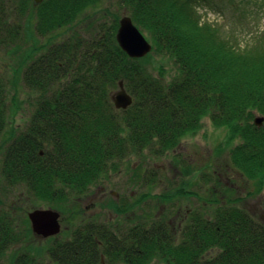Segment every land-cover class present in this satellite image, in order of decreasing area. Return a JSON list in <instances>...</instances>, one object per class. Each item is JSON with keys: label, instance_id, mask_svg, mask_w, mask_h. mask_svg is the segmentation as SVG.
Returning <instances> with one entry per match:
<instances>
[{"label": "trees", "instance_id": "16d2710c", "mask_svg": "<svg viewBox=\"0 0 264 264\" xmlns=\"http://www.w3.org/2000/svg\"><path fill=\"white\" fill-rule=\"evenodd\" d=\"M99 1L20 4L23 9L32 6L41 38L76 25L63 39L35 46L22 71L23 85L34 93L33 110L0 159V256L23 238L5 206L8 197L48 206L75 200L110 170H118L125 157L145 150L165 154L196 132L205 116L238 140L230 149L229 166L264 182V122L260 127L253 123L256 116L264 117V30L248 46L235 47L217 24L202 20L199 7L215 0H116L118 8L146 32L151 52L172 59L177 70L166 80L144 65L151 52L130 58L119 48L118 14H106L105 9L99 21L79 20L83 9ZM218 1L234 7L233 0ZM2 4L0 0V44L8 45L18 28L7 24ZM120 80L133 98L126 109L114 108L110 100ZM7 103L0 87V133ZM18 188L26 194H17ZM15 260V264H264V224L233 205L217 206L210 218L196 212L186 231L179 233L160 221L123 233L89 222L76 228L71 239L49 247L46 260L28 253Z\"/></svg>", "mask_w": 264, "mask_h": 264}, {"label": "rangeland", "instance_id": "374dc122", "mask_svg": "<svg viewBox=\"0 0 264 264\" xmlns=\"http://www.w3.org/2000/svg\"><path fill=\"white\" fill-rule=\"evenodd\" d=\"M2 1L8 15L7 24L10 28L17 26L18 34L10 44H0V87L8 98L5 125L0 133V159L10 139L25 128L33 110L34 93L22 82V71L34 56L33 48L63 39L76 25L72 23L41 38L35 31L36 20L30 11L31 5L23 9L20 6L23 0ZM218 2L204 4L198 10L202 20L219 26L229 43L243 48L263 32L264 0H233V8L224 1ZM105 9L106 14L119 15L122 11L116 0H100L95 7L83 9L79 20L85 17L89 21H99ZM142 33L148 37L146 32ZM143 63L154 75L158 76L160 72L166 80L177 70L169 56L153 52ZM235 143L238 140L231 139L225 128L216 126L205 116L196 132L181 138L165 154L155 156L145 150L125 157L118 170L103 175L87 193H81L79 199L50 205L61 216L62 230L56 237L35 239L27 229H30L27 211L43 207L45 203L23 197L16 202L8 197L5 206L11 209L16 230L23 238L3 251L0 264H15V258L22 253L46 260L49 247L57 241L71 239L76 228L89 222L103 223L108 229L119 228L124 232L125 228L135 224L161 221L179 233L191 222L192 213L212 214L217 207L213 199L228 205L230 200L240 197L243 199L241 207L264 224V182L255 185L257 180L248 181L237 170L231 169L229 152ZM184 189L191 192L192 197L181 194ZM216 190L219 192L214 194ZM16 193L26 194L23 188H18ZM220 195L222 199H218ZM185 215L188 217L182 220Z\"/></svg>", "mask_w": 264, "mask_h": 264}, {"label": "water", "instance_id": "95a60500", "mask_svg": "<svg viewBox=\"0 0 264 264\" xmlns=\"http://www.w3.org/2000/svg\"><path fill=\"white\" fill-rule=\"evenodd\" d=\"M43 0H33L40 3ZM115 38L122 50L131 58H139L147 54L150 43L132 23L129 16L122 15L118 22ZM116 109H126L132 103V97L125 91L122 81H118V90L110 95ZM262 118H256L255 123L260 125ZM58 212L50 208H38L28 212L30 227L34 234L41 237L55 235L60 230Z\"/></svg>", "mask_w": 264, "mask_h": 264}, {"label": "bare ground", "instance_id": "6f19581e", "mask_svg": "<svg viewBox=\"0 0 264 264\" xmlns=\"http://www.w3.org/2000/svg\"><path fill=\"white\" fill-rule=\"evenodd\" d=\"M238 173L240 174V175H242L243 177H245L248 181H250V180H257L256 182H255V185H257V184H259L260 185V181L261 180H259V179H255V178H250L249 176L247 177V176H245V175H243L242 173H240V171H238ZM98 182V181H97ZM96 182V183H97ZM96 183H94L93 185H95ZM92 185V186H93ZM239 191H242V190H240V189H238ZM234 191V190H233ZM217 192H219V190H216L215 192H214V194L215 193H217ZM78 199L80 198V197H77ZM223 197L220 195V196H218V199H222ZM210 198H208L207 199V201L209 200ZM211 199H213V198H211ZM213 201H214V203H216L215 205H217V206H220V205H222V206H225L222 202H217L215 199H213ZM243 201V199L242 198H240V197H237V198H235V199H232V200H230L229 202H231L230 204H228V205H233V206H238V207H240V208H242L241 207V205L242 204H240L241 202ZM216 209V208H215ZM215 209H214V211H215ZM213 211V212H214ZM247 213L248 214H250L251 216H252V214L250 213V212H248L247 211ZM213 214V213H212ZM212 214H210L209 215V217L210 216H212ZM59 216H60V214H59ZM58 216V217H59ZM253 217V216H252ZM185 218H187V217H183V219H185ZM254 218V217H253ZM190 224V223H189ZM186 226H188V224H186L185 225V227L183 228L184 229V231H186ZM119 229V228H118ZM61 226H60V230H59V232L58 233H61ZM122 230H124V229H122ZM126 231V228H125V230H124V232ZM120 233H123V232H120ZM33 238H35V239H38V238H40V239H46V238H48V237H41V236H39V235H36V234H34L33 233ZM14 245V243L13 244H11L10 246H13ZM46 257H47V250H46ZM102 260V262H103V259H101ZM104 263V262H103ZM119 263V262H118ZM112 264H117V263H112ZM122 264V263H121Z\"/></svg>", "mask_w": 264, "mask_h": 264}, {"label": "flooded vegetation", "instance_id": "af4514ba", "mask_svg": "<svg viewBox=\"0 0 264 264\" xmlns=\"http://www.w3.org/2000/svg\"><path fill=\"white\" fill-rule=\"evenodd\" d=\"M185 217H188V215H185ZM182 220H183V218H182Z\"/></svg>", "mask_w": 264, "mask_h": 264}]
</instances>
